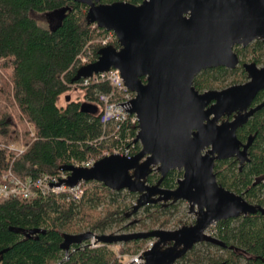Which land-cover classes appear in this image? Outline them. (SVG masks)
Returning a JSON list of instances; mask_svg holds the SVG:
<instances>
[{"label":"trees","instance_id":"16d2710c","mask_svg":"<svg viewBox=\"0 0 264 264\" xmlns=\"http://www.w3.org/2000/svg\"><path fill=\"white\" fill-rule=\"evenodd\" d=\"M87 10L85 4L75 0H0V175L12 170L20 177H38L57 172L75 159H100L104 149L113 153L115 141L93 142L103 132L97 92L106 90L107 86L83 88L85 99L98 106L96 114L83 112L81 101H61L73 89L72 79L80 67L79 55L90 47L93 62L103 47L93 41L106 31L88 23ZM59 11L61 16L50 27L40 25L32 14ZM110 44L119 47L117 38ZM234 49L240 56V64L235 69L220 66L203 70L194 80L199 91L223 88L228 81L244 82L248 79L243 66L247 60L264 64L262 40ZM263 98L261 91L256 102ZM129 128L130 123L126 122L122 138ZM248 133L255 134L250 160L242 168L236 158L218 160L214 171L220 184L242 194L249 202L264 206V107L249 120L239 137L245 139ZM22 138L28 146L24 152L9 148L15 139ZM140 150L141 144L137 142L133 154ZM181 174L183 171L169 172L163 186L176 187ZM160 177L154 171L148 182L153 184ZM124 195L137 201V193L112 190L92 181L78 204L55 197L0 200V264H127L107 244L83 249L75 244L76 250L68 258L62 248L65 236L70 233H112L114 227L125 232L138 226L141 231L170 228L182 204V201L170 206L149 204L135 214L139 218H133L135 215L128 217L127 213L136 202L124 203L120 200ZM130 218L133 219L128 221ZM216 224L217 237L232 249L199 244L205 248L195 247L181 264H216L219 256H228V264H264V214L258 212ZM38 228L45 232L31 236L24 233ZM150 240L153 238L125 242L122 251L136 254Z\"/></svg>","mask_w":264,"mask_h":264},{"label":"water","instance_id":"95a60500","mask_svg":"<svg viewBox=\"0 0 264 264\" xmlns=\"http://www.w3.org/2000/svg\"><path fill=\"white\" fill-rule=\"evenodd\" d=\"M75 1L88 7L89 24L115 32L119 47H101L98 59L80 66L72 82L118 68L137 94L130 112L139 119L136 141L141 150L132 157L104 156L91 167L64 165L70 172L65 182L75 186L80 180H95L112 190L137 193L128 217L149 204L182 200L196 219L177 229L70 233L62 248L69 251L92 237L107 244L153 238L154 245L140 255L141 264H173L199 242L227 246L206 233L212 224L264 214L263 205L220 184L214 171L218 160L236 158L241 168L250 160L255 137L244 143L237 130L264 107V100L252 106L264 89V65L245 62L248 80L223 89L200 92L194 80L205 69L236 68L240 57L235 46L264 42V0ZM98 109L91 102L81 104L85 113L96 114ZM233 113V120L220 122ZM172 170L183 171V176L176 188H164L162 182ZM154 171L161 177L151 184L148 178ZM43 232L24 231L29 236Z\"/></svg>","mask_w":264,"mask_h":264},{"label":"built area","instance_id":"2783aa9c","mask_svg":"<svg viewBox=\"0 0 264 264\" xmlns=\"http://www.w3.org/2000/svg\"><path fill=\"white\" fill-rule=\"evenodd\" d=\"M105 31L106 33L101 35L98 39L99 44L102 46L109 45L115 38H117L114 31ZM91 50L92 49L88 47L87 52L79 55V66L91 62ZM94 85H105L107 86V89L97 92L102 109L101 121L103 123V132L93 142L105 140L115 141V144L112 146L113 153H111L110 149H104L102 157L114 153L132 157L134 155L133 149L137 143L136 138L139 132L138 116L130 112L133 106V101L137 95L136 92L132 91L127 86L125 79L118 68H111L108 71H102L94 73L88 77H83L79 81H76L72 85V88L78 89ZM126 122L130 123V128L125 130V137L122 138L121 132H124L122 129ZM134 126H136V128H134ZM9 148L22 153L28 148V146L21 145L16 147L11 144ZM97 160L98 159L95 157L75 159L71 164L78 167H91ZM69 175L70 172L63 168L57 172L43 173L38 177H20L12 170H8L0 175V200L11 198L34 199L40 197H55L58 200L78 204L82 202L86 188H88L91 185V182L95 180H80L75 186H69L65 182ZM96 182L100 183L99 181ZM206 233L213 235L208 229L206 230ZM154 242V239L148 241L138 253L129 258V262H133L134 264H140L143 262L140 255L144 251L150 249L154 245ZM102 244L103 243L96 237H92L87 241L78 244V246L79 249L86 247L97 248ZM76 246L77 245H74L69 251H65L66 258L76 250Z\"/></svg>","mask_w":264,"mask_h":264},{"label":"rangeland","instance_id":"374dc122","mask_svg":"<svg viewBox=\"0 0 264 264\" xmlns=\"http://www.w3.org/2000/svg\"><path fill=\"white\" fill-rule=\"evenodd\" d=\"M32 14L38 20L40 25H42L44 27H50L53 24L57 23V20L61 16V11L54 12V13L33 12ZM99 37H97V39H95V41H93V43H95V42L99 43L98 42ZM247 62H249V60H247ZM0 71H1V69H0ZM229 84H231V81L226 82L225 85L227 86ZM215 89H218V87H216ZM85 98H86L85 97V90L83 88H78V89H72L69 92H67L66 94H64L61 101H62V103H65L67 100H76V101H81L82 103L89 102ZM29 127L31 129H33V126L30 125V124H29ZM11 144H13L16 147H19L21 145L22 146H27L24 143L23 138L20 139V140H16L15 139ZM182 176H183V174H181V176H178V177L181 178ZM120 200H122L124 203H131V204L134 201L136 202V200H133L131 197H127L126 195L122 196ZM139 216L140 215H135L133 218H135V217L139 218ZM133 218L128 219V221L132 220ZM195 219H196V215L194 213L190 212L189 203L187 201H182V204H180L179 210L176 212V214L174 216V219L171 222V227L167 228V229H176V228H179V227L183 226L184 224H186V225L193 224L195 222ZM177 226H179V227H177ZM119 229H121V228L114 227L113 228V232H115V233H123V232H125V231H120ZM216 229H217V224L216 223L212 224L208 228L209 232L211 234L213 233L214 236H217L216 235ZM134 231H141V230L139 229V226H138V227H136V229L131 230L130 232H134ZM109 245H110L111 248H113L117 252L118 257L123 259L124 263H129V261H130L129 258L132 255H134V254L125 253V252L122 251L124 249V247H125L123 242L109 244ZM198 248L203 250L205 247L199 246ZM125 255H127V256H125Z\"/></svg>","mask_w":264,"mask_h":264},{"label":"flooded vegetation","instance_id":"af4514ba","mask_svg":"<svg viewBox=\"0 0 264 264\" xmlns=\"http://www.w3.org/2000/svg\"><path fill=\"white\" fill-rule=\"evenodd\" d=\"M144 0H142V2H143ZM141 2V3H142ZM239 46H242V45H239ZM242 47H247V46H242ZM240 57V56H239ZM252 62V61H251ZM244 64V63H243ZM264 65V64H263ZM259 66H262V65H259ZM215 68V67H214ZM230 69V68H229ZM235 69V68H234ZM247 76H248V74H247ZM248 79H246L244 82H246ZM244 82H242V83H244ZM237 84V83H236ZM230 85H232V84H229V85H227V86H225V87H223V88H226V87H228V86H230ZM223 88H220V89H223ZM261 91H264V89L263 90H261ZM260 91V92H261ZM201 92V91H200ZM203 92V91H202ZM259 92V93H260ZM258 93V94H259ZM258 96V95H257ZM263 100H264V98H263ZM263 100H261V101H259V102H256V99L254 100V102H253V104H252V106H256L257 104H259V103H261ZM256 114V113H255ZM254 114V115H255ZM235 115H236V113H233V114H231L230 115V117H227V118H222V119H220V122L221 121H223V120H226V119H228V120H233L234 119V117H235ZM253 115V116H254ZM252 116V117H253ZM251 117V118H252ZM250 118V119H251ZM249 122V121H248ZM247 122V123H248ZM246 123V124H247ZM245 124V125H246ZM244 125V126H245ZM244 126H242V127H240V128H238V130H237V135H238V137H239V135H241L242 134V132H243V128H244ZM251 136H254L255 137V134H252V133H248L247 134V136H246V138L245 139H241L240 137V140H242L244 143H246L247 141H248V139H249V137H251ZM254 143V142H253ZM253 146V145H252ZM251 146V147H252ZM251 147H250V149H251ZM173 171V170H172ZM178 171H180V170H178ZM171 172V171H170ZM167 177V176H166ZM165 177V178H166ZM164 181V180H163ZM177 185H178V183H177ZM177 185H176V187H177ZM162 186H163V182H162ZM164 188H167V187H165V186H163ZM176 187H174V188H176ZM182 201V200H181ZM179 202V201H178ZM160 203H162V204H164L165 205V203H163V202H160ZM177 203V202H176ZM172 204H175V203H172ZM171 204H167V205H165V206H170ZM177 229V228H176ZM126 233H128V232H126ZM103 244L101 245V246H103V245H106L107 243H104V242H102ZM203 243H210V242H199V243H197V244H195L194 246H193V248H191L187 253H189L191 250H193L195 247H197V246H199V244H203ZM173 244V242H171V243H169L168 245H166V246H164V247H167V246H171ZM211 244H213V243H211ZM107 245H109V244H107ZM214 245H216V246H220V245H217V244H214ZM221 247H223L224 249H232L231 248V246H229V245H227V246H221ZM98 248V247H97ZM215 250V249H214ZM221 252H224L225 250H220ZM186 253V254H187ZM185 254V255H186ZM185 255L183 256V257H181V258H179V259H177L173 264H181V261L184 259V257H185ZM228 256H226V258H223V257H218V262L216 263V264H228V258H227ZM131 262H129V263H127V264H130ZM142 263V262H141ZM140 263V264H141Z\"/></svg>","mask_w":264,"mask_h":264},{"label":"bare ground","instance_id":"6f19581e","mask_svg":"<svg viewBox=\"0 0 264 264\" xmlns=\"http://www.w3.org/2000/svg\"><path fill=\"white\" fill-rule=\"evenodd\" d=\"M74 246V245H73Z\"/></svg>","mask_w":264,"mask_h":264}]
</instances>
